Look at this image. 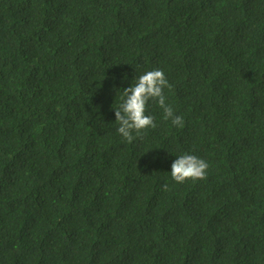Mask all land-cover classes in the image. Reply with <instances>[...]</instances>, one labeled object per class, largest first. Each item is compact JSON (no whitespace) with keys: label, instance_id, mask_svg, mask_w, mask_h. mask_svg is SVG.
Returning a JSON list of instances; mask_svg holds the SVG:
<instances>
[{"label":"trees","instance_id":"16d2710c","mask_svg":"<svg viewBox=\"0 0 264 264\" xmlns=\"http://www.w3.org/2000/svg\"><path fill=\"white\" fill-rule=\"evenodd\" d=\"M156 69L184 127L128 143ZM0 264H264V0H0Z\"/></svg>","mask_w":264,"mask_h":264},{"label":"clouds","instance_id":"9594fccd","mask_svg":"<svg viewBox=\"0 0 264 264\" xmlns=\"http://www.w3.org/2000/svg\"><path fill=\"white\" fill-rule=\"evenodd\" d=\"M171 87L165 73L156 69L140 75L135 84L124 89L125 99L115 108V116L119 124L117 132L128 143L157 127L154 116L147 114L150 102L156 103L162 109L165 120L170 119L173 125L184 127L183 117L176 115L172 106L166 102L164 90ZM208 168L209 164L205 159L183 154L172 163L171 177L176 183L205 180ZM163 188L167 191L168 185L164 184Z\"/></svg>","mask_w":264,"mask_h":264}]
</instances>
